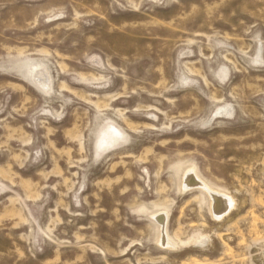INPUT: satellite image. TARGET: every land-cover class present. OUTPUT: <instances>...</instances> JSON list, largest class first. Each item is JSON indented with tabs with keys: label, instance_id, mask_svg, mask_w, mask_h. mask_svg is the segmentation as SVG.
<instances>
[{
	"label": "rangeland",
	"instance_id": "374dc122",
	"mask_svg": "<svg viewBox=\"0 0 264 264\" xmlns=\"http://www.w3.org/2000/svg\"><path fill=\"white\" fill-rule=\"evenodd\" d=\"M0 264H264V0H0Z\"/></svg>",
	"mask_w": 264,
	"mask_h": 264
},
{
	"label": "bare ground",
	"instance_id": "6f19581e",
	"mask_svg": "<svg viewBox=\"0 0 264 264\" xmlns=\"http://www.w3.org/2000/svg\"><path fill=\"white\" fill-rule=\"evenodd\" d=\"M191 178H192V177H191ZM191 180H192V179H191ZM193 180H194V179H193ZM193 180H192V181H193ZM188 182H189V181H188ZM222 196H223V195H222ZM213 197H215V196H213ZM213 199H214V198H213ZM220 199H221V198H220ZM220 199H219V200H220ZM216 200H217V199H216ZM225 201H226V200H225ZM226 202H227V201H226ZM213 203H214V202H213ZM222 204H223V203H222ZM225 204H226V203H225ZM228 204H229V203H228ZM224 206H225V205H224ZM228 206H229V205H228ZM217 207H219V205H218ZM217 207H216V208H217ZM225 208H226V207H225ZM225 210H226V209H225ZM223 212H224V211H223ZM225 212H226V211H225ZM221 214H222V213H221Z\"/></svg>",
	"mask_w": 264,
	"mask_h": 264
}]
</instances>
